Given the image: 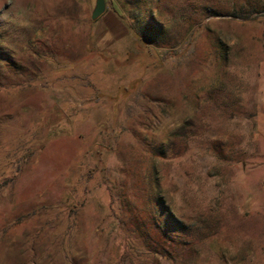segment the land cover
Wrapping results in <instances>:
<instances>
[{
  "label": "rangeland",
  "instance_id": "obj_1",
  "mask_svg": "<svg viewBox=\"0 0 264 264\" xmlns=\"http://www.w3.org/2000/svg\"><path fill=\"white\" fill-rule=\"evenodd\" d=\"M0 0V264H264V0Z\"/></svg>",
  "mask_w": 264,
  "mask_h": 264
},
{
  "label": "water",
  "instance_id": "obj_2",
  "mask_svg": "<svg viewBox=\"0 0 264 264\" xmlns=\"http://www.w3.org/2000/svg\"><path fill=\"white\" fill-rule=\"evenodd\" d=\"M107 11L106 0H96L95 7L92 11V19H98Z\"/></svg>",
  "mask_w": 264,
  "mask_h": 264
}]
</instances>
